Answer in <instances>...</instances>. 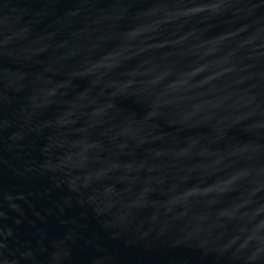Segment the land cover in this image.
<instances>
[{
    "label": "water",
    "instance_id": "water-1",
    "mask_svg": "<svg viewBox=\"0 0 264 264\" xmlns=\"http://www.w3.org/2000/svg\"><path fill=\"white\" fill-rule=\"evenodd\" d=\"M0 264H264V0H0Z\"/></svg>",
    "mask_w": 264,
    "mask_h": 264
}]
</instances>
